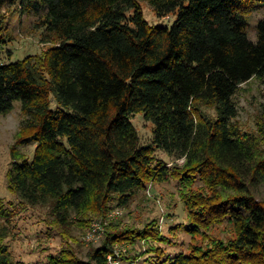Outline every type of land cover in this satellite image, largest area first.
<instances>
[{
  "label": "trees",
  "instance_id": "trees-1",
  "mask_svg": "<svg viewBox=\"0 0 264 264\" xmlns=\"http://www.w3.org/2000/svg\"><path fill=\"white\" fill-rule=\"evenodd\" d=\"M141 1L0 0V113L20 100L18 142L35 144L31 157L11 151L8 188L20 203H49L65 226L72 218L88 221L89 212L105 210L112 199L127 204L149 180L176 177L190 213L187 230L226 219L235 237H213L208 247L179 251L160 264H264V198L258 194L264 104L256 133L234 123L240 85L264 77V17L251 39L246 16L247 4L264 0H147L157 16H174L170 25L150 23ZM16 2L27 11L42 7L39 26L53 44L35 58L3 61V9ZM202 104L216 114L204 113ZM138 112L153 123L151 142H141L131 120ZM156 149L185 162L169 165ZM196 178L210 194L187 190ZM0 215H14L1 197ZM123 233H108L91 251L94 264H107ZM5 235L0 264H16ZM140 235L128 238L153 233ZM71 252L63 249L52 261L70 262Z\"/></svg>",
  "mask_w": 264,
  "mask_h": 264
},
{
  "label": "rangeland",
  "instance_id": "rangeland-1",
  "mask_svg": "<svg viewBox=\"0 0 264 264\" xmlns=\"http://www.w3.org/2000/svg\"><path fill=\"white\" fill-rule=\"evenodd\" d=\"M21 5L18 2L7 3L3 9L4 32L8 35L7 43L1 48L3 61L41 55L53 44L44 41V30L39 26L42 7L27 11ZM141 6L150 23L170 25L174 20L172 14L157 16L147 0H142ZM246 6L247 33L251 39H256L257 21L264 17V1L250 2ZM234 98L238 105L234 123L243 131L256 133L264 104V77H252L242 83ZM51 103L55 105L53 95ZM201 110L209 116L216 114L211 104H202ZM22 119L20 100H15L9 111L0 113V197L14 214L10 220L0 215V233L6 234L2 242L7 245L14 263L79 264L80 260L94 264L90 257L91 251L103 243L108 233L115 230L125 233L114 242L112 251L107 254V264H160L168 255L179 251H190L195 246L208 247L213 237L224 242L235 237V226L226 219L214 221L197 233L187 230L190 213L184 201L182 186L176 177L165 181L149 180L127 204L121 205L112 199L105 210L89 212L88 221L72 218L69 225L57 224L49 203H20L19 197L8 188L7 172L12 161L11 151L31 157L35 147L34 143L18 142L24 133ZM131 120L141 142H151L152 121L142 112L133 114ZM155 155L172 166H182L185 162L183 157L176 158L161 149H156ZM189 188L210 194L209 188L200 178H196L187 190ZM258 192L264 198V184ZM143 231L153 233L152 237L128 238L132 233L141 236L140 232ZM158 232L161 237L156 235ZM155 235L158 237H153ZM153 247L157 248L154 252L150 249ZM67 248L73 253L70 262L52 261V257ZM73 260L77 262L73 263Z\"/></svg>",
  "mask_w": 264,
  "mask_h": 264
}]
</instances>
